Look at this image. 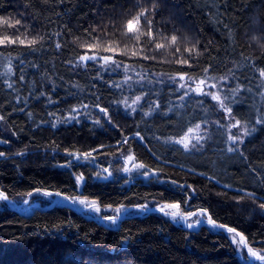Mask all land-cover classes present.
Instances as JSON below:
<instances>
[{"label": "trees", "instance_id": "16d2710c", "mask_svg": "<svg viewBox=\"0 0 264 264\" xmlns=\"http://www.w3.org/2000/svg\"><path fill=\"white\" fill-rule=\"evenodd\" d=\"M146 7L151 11V4ZM155 7L156 16L149 17L153 30L187 42L178 41L180 53L170 46L152 51L155 60L140 61L120 55L125 43H131L126 33L121 35L120 25L131 18L129 12H137L134 0H0V17L12 23L24 18L28 31L21 28L22 38L31 40L35 33L43 37L30 47L26 42L0 48V115L5 117L0 121V151L5 152L0 190L8 197L7 202L0 200V264H252L240 257L227 228L238 230L250 247L264 253V209L259 207L264 203V0H157ZM13 32L0 25V35ZM97 38L101 47L89 51L87 44ZM105 41L116 48L115 59L150 65L157 75L196 73L208 65L215 68L209 76L227 75L220 83V100L232 108L229 119L239 120L250 133L238 142L239 154L226 151L231 146L225 137L228 114L210 97L196 95L191 105L201 112L196 123L208 124L202 134L207 131L211 137L195 153L165 142L181 137L176 134L179 125L191 115L185 116L187 108L168 111L174 88L159 87V100L152 95L165 117L129 116L123 104L110 106L109 100L121 99L120 90L110 85L122 76L98 74L100 66L91 61L86 67L77 63L86 53L113 55L104 51ZM189 47L195 49L191 54L185 51ZM190 55L198 63L175 62ZM230 89L238 91L233 96ZM127 96L134 98L125 90ZM94 97L109 108L112 126L95 108ZM199 100L205 102L203 111L195 104ZM217 123L224 126L219 132L213 127ZM137 131L142 141L132 139ZM22 151L27 154L16 155ZM68 152L82 158H70ZM84 152L91 156L84 158ZM69 159L71 168L60 166ZM126 161L132 162L127 173ZM104 168L110 178H96L98 171L107 175ZM145 171L151 179L139 176ZM80 174L85 182L78 185L74 176ZM36 189L93 199L103 209L178 203L184 213L208 211L226 228L202 224L191 230L157 211L126 215L114 228L70 205L46 208L49 200L35 194ZM28 198L27 204H40L28 215L12 205Z\"/></svg>", "mask_w": 264, "mask_h": 264}, {"label": "snow or ice", "instance_id": "6c2138e0", "mask_svg": "<svg viewBox=\"0 0 264 264\" xmlns=\"http://www.w3.org/2000/svg\"><path fill=\"white\" fill-rule=\"evenodd\" d=\"M157 3V0H144L143 3L140 2V0H134V7L137 9V12L133 14L132 12H129L128 15L131 17L126 20L125 24L120 25L121 29V35H124L126 33V41H129L131 43H125L123 51L120 53L121 56L128 57L129 59L132 58H138L140 61H148V60H155L156 57L154 55H150L152 51H159L161 49L167 50L170 46H175L173 48L174 53H180V47L178 45V41L180 39H185L187 42V38H184L182 36H178L176 34L171 35L170 37L164 36L163 33L160 32V30L157 28L153 30V20H150V15L152 17L156 16V13L158 9L155 7ZM151 4L152 8L151 11H149L148 7L146 5ZM123 15V13L121 14ZM24 18L21 17L20 19H16L14 23L10 21L8 18L0 17V25L10 27L12 29H15V32L12 34H4L0 35V48H9L10 46L15 45H25L27 42V45L30 47L34 44H39L40 41L43 39V37L40 35V33H35V35L31 38V40L28 39L27 35H25L23 38L21 35H19L21 28H24V25L22 23V20ZM141 21L143 22V30L141 27ZM226 27V26H225ZM28 29L24 28V32L27 33ZM173 32H176L177 29L173 28ZM143 37V43L141 44V39ZM165 41V42H159V41ZM57 48L60 47L59 44L56 45ZM87 49L89 51H95L99 47H101V41L99 38L94 39L92 43L87 44ZM33 51H36V49H33ZM104 51L108 53H112L113 55H82L79 57L78 64H85L88 61L92 62V66L96 67V65H99V69H97V72L103 71L107 72L109 74L116 73L120 74L122 76V80L119 82L113 81L110 87L119 89V95L121 96V99L119 101H112L109 100L108 103L111 106L113 103H116L117 106L120 104H123L125 109V114L131 116L134 113L139 112L141 118L145 116H152L153 118L155 116L165 117L167 114L164 113L159 105L155 103V101L152 98V95H149L148 92H145V85H154L153 87L149 88V91L156 96V99H161L158 91L160 85H167L170 88H174L175 93L179 97V104L173 105L171 101H169L168 105V111L175 113L180 108H187V112L185 113V116H188L189 113L191 114L189 119L187 121L182 120L181 124L179 125L180 131L177 132V135H180L181 138L179 140H176L174 142L171 141H165L166 143H175L176 145H182L183 149H189V138L188 136L182 135L185 128H187L188 124H194L196 128H200L201 125L196 123L198 119L201 118V112H197L195 108H193L191 105L194 102V94L198 93L202 97L209 98L211 100H220L221 97L217 95L212 89L216 88V83H209V81H216L218 83H223L228 79V76L225 75L223 77H220L219 79L215 76H209L208 72L209 69L212 68L215 70L213 65H208L203 67L201 70L199 67L197 68L196 73H188V72H178L176 75H171L168 73H161L157 75L156 73H153L151 70L150 65H143L142 63H135L132 64L125 63L123 60H118L114 58V55L116 53V48L113 47L111 44H108L106 41L104 42ZM185 51L189 54L193 53L195 51L194 47L186 48ZM0 55H3V52H0ZM199 55V53H197ZM176 63L181 65H188L191 66L192 63H198L197 61L192 60L191 55L188 59H182L178 58ZM23 64V61L20 62ZM202 73V76H201ZM261 76H264V70H261L260 72ZM147 78V79H146ZM234 78V75H233ZM20 79H23V75H21ZM11 87V85H9ZM204 88H208V91H205ZM127 90L132 94L134 98H132L130 101L127 98H124V92ZM142 92L144 95H137L136 92ZM220 91H223V88L220 89ZM238 91V89L232 90L230 89L231 95H235V92ZM225 94L224 100H228V95ZM143 101V102H141ZM51 102V101H50ZM235 101L232 100L231 103H234ZM196 106H198L201 111L206 107L204 100L195 101ZM94 105L95 108L98 109V112L100 114H104L105 116V123L111 125V118L109 116V108L108 107H101L100 106V97H94ZM220 108L224 109V111L231 117L232 114V108L228 106V104H225L224 102L220 103ZM82 107L87 111L88 105L83 104ZM145 109H148L146 112ZM70 111L73 113L77 112V109L73 108ZM5 117L3 115H0V121H3ZM72 119H75V116L72 117ZM95 123L97 125L100 124L99 120H96ZM259 123V121H257ZM240 124L239 120L235 121V124L232 125V127H235L236 125ZM55 127V125H52ZM172 127V125H170ZM204 128H208V124L205 123L203 125ZM213 127L216 128V131L219 132L224 126L220 124H215ZM151 130V129H149ZM251 131H255L253 128ZM245 134L248 135L249 130L245 128ZM163 135V134H162ZM139 138L140 141L143 140V137L140 135V132L137 131L135 135L132 137L133 140H136ZM209 133L206 131L202 135L195 137V142L191 144V152L195 153L202 149L203 144L201 143L202 140L210 139ZM229 141L231 142V146L226 149L228 152H236L239 154V145H238V137L237 136H230ZM127 142V138H125V141ZM2 143H8V141H3ZM239 143H242V141H239ZM27 153L22 151L17 153L16 155L23 157ZM67 155L71 158L73 156L76 157L77 160L81 159L82 157L73 152H68ZM84 158L90 157V152H84L82 154ZM0 157H5V152L0 151ZM129 160L132 159V157H128ZM73 161L71 159L68 160L67 164L60 165L61 167H68L71 168ZM143 167V166H141ZM123 171L125 173L129 172V168H124ZM103 173H107V175H102L101 172H96V178L98 179H104L108 180L112 173L108 171L107 168L103 169ZM142 175L147 176L148 172H142ZM74 181L78 185L82 184V182H85V177L83 174L75 175ZM30 195L32 193H29ZM35 194L42 195L45 198L52 199V198H59L62 200H65L67 202L72 203L73 205L79 204L83 205L85 208H90L94 213L99 214L101 212V209L99 206H97L96 201H89L87 199H79L78 197H70L63 195L60 191H41L40 189L35 190ZM0 200L7 202L8 197L0 194ZM27 203V201H24ZM111 206H109L110 208ZM168 208H179L180 205L173 203L166 205ZM260 208L264 209V203H261L259 205ZM124 208L123 205L120 207H117L114 209V212L120 213L121 209ZM126 210V209H125ZM135 210L140 212H147L149 211V205L147 203L141 204L136 206ZM160 212L164 213L166 216H171L173 219H176L180 214L173 211L170 213H165L164 208L161 207L159 209ZM200 215H203V210L201 211ZM197 216L196 212H185L182 216H180V219L184 221H188L191 217ZM101 219H104L106 221H110L111 223L115 224L118 217L117 215H103L101 216ZM201 219H196L194 223H187V228L192 229L195 225L201 224ZM207 223L210 224L213 228H220L225 229L226 225L224 224H218L216 220L212 219V217L209 215L207 217ZM227 232L230 233H236L235 228H227ZM127 239V238H126ZM241 241H243V237H241ZM247 253L250 254L252 258H254L257 261H264V254H260L256 251H253L252 248L247 249Z\"/></svg>", "mask_w": 264, "mask_h": 264}, {"label": "rangeland", "instance_id": "374dc122", "mask_svg": "<svg viewBox=\"0 0 264 264\" xmlns=\"http://www.w3.org/2000/svg\"><path fill=\"white\" fill-rule=\"evenodd\" d=\"M261 75V74H260ZM262 78L264 79V76H262ZM147 79V78H146ZM209 83H216V88L215 89H212V91H214L217 95H219V96H221V93H220V89H221V84L220 83H218V82H216V81H209ZM154 85H145V89L146 90H149V88L150 87H153ZM159 87H168L167 85H160ZM146 90H144L145 92H147ZM204 90L205 91H208L209 89L208 88H204ZM149 95H153L150 91H149ZM196 95H200V94H198V93H196V94H194V96H196ZM154 96V95H153ZM169 96H171V101H173L174 103H172L173 105H176V104H179L180 103V101H179V97H178V95L174 92V94L173 95H171V93H170V95ZM173 96V97H172ZM126 98H129L128 96L126 97ZM131 99H129V101H130ZM142 102V101H141ZM221 102H223V100H218V103H219V105H220V103ZM235 121L236 120H234V119H229V115H228V123H227V125H226V136L225 137H227V143L229 144V145H231V142L229 141V137L230 136H237L238 137V142L239 141H241V140H243V138H244V136H245V128L243 127V126H240V124H238V125H236L235 127H232V125L233 124H235ZM198 124H200L201 125V127L200 128H196L195 127V125H193V126H191L183 135H185V136H188V138H189V145H190V147H191V144L192 143H194L195 142V137H197V136H200V135H202V131H203V125L201 124V123H198ZM181 138V137H180ZM180 138H178V139H176V140H179ZM189 147V148H190ZM127 162V168H129L130 169V167H131V163H130V161H126ZM134 163V162H133ZM140 177H143L145 180H149V179H151V177H152V174H148L147 176H145V175H142V174H140L139 175ZM0 194H2V193H0ZM43 198H45L44 196H43ZM79 199H87V200H89V201H95V200H93V199H89V198H84V197H78ZM45 199H48V198H45ZM49 200V203L46 205L47 207L48 206H50V205H52V204H62V205H69L68 203L69 202H67V201H65V200H62V199H59V198H52V199H48ZM27 201V203H28V201H29V198L26 200ZM12 203V202H11ZM27 203H24V204H17V203H12V205L14 206V207H16V208H18L20 211H23V212H26V211H32L33 210V208L34 207H36V206H39V202H34V203H31V204H27ZM97 203V202H96ZM168 204H173V203H163V204H159L158 206H155L154 208H156V210H158L159 211V209L161 208V207H163L164 208V212L165 213H170V212H172V209L171 208H168V207H166V205H168ZM176 204H178V203H176ZM97 206H99L100 207V209H101V212L99 213V214H96V213H94L90 208H85L83 205H80V207L83 209V213L85 214V215H87L88 217H101V216H103V215H106L107 213H111V214H109V215H117V217H118V219H117V221H116V223L115 224H113V223H111L110 221H104V220H102L104 223H105V225H108V226H113V227H115L116 225H117V223H118V221H119V217L120 216H125V215H130V214H138V213H142V212H140V211H137V210H135V208H136V206H130V207H128V206H124V208H122L121 209V212L120 213H116V212H114V209L115 208H117V207H107V208H105V209H103L100 205H99V203H97ZM118 207H120V206H118ZM126 209V210H125ZM150 209H153V208H150ZM170 209V210H169ZM179 211H180V214L181 215H183L184 214V212H182V210H181V208L179 207V208H177ZM77 210V209H76ZM201 211L202 210H196V213H197V216H194V217H191L188 221H184V220H182V219H180V217L178 218H176V219H173L171 216H168L173 222H175L176 224H178V225H183V226H185V224L186 223H194V221L196 220V219H201V221H202V223L201 224H199V225H195L194 226V228H192V229H197L199 226H201L202 224H208L207 223V214H206V211H203V215H200V213H201ZM186 222V223H185ZM187 226V225H186ZM226 232H227V229H226ZM228 234H229V236H230V238L232 239V241L234 242V244L236 245V247H237V249H238V253H239V255H240V257L242 258V259H247V257H248V259H250L253 263H255V264H264V261H257V260H255L254 258H252L251 256H250V254L249 253H247V249L248 248H252V247H250L249 245H248V243H247V241H246V239H245V237L242 235V234H238V233H230V232H227ZM241 236H243V239L245 240V241H241ZM253 249V251H256V252H258V253H260V254H264L263 252H260V251H258V250H256V249H254V248H252Z\"/></svg>", "mask_w": 264, "mask_h": 264}, {"label": "water", "instance_id": "95a60500", "mask_svg": "<svg viewBox=\"0 0 264 264\" xmlns=\"http://www.w3.org/2000/svg\"><path fill=\"white\" fill-rule=\"evenodd\" d=\"M85 55H90L89 53H86ZM0 193H2V195H4L5 196V194L0 190ZM67 196V195H66ZM72 208H74V209H77L81 214H83L84 216H86L87 218H94V219H96V220H98V221H101V222H103L102 220H104V219H101V217H88L87 215H85L84 213H83V209L80 207V205L79 204H76V205H73L72 203H68ZM55 204H52V205H50V206H48V207H46V208H50V207H52V206H54ZM153 209H156V208H153ZM153 209H150L149 208V211H151V210H153ZM19 210V209H18ZM20 212H22L23 214H25V215H28V214H30L32 211L30 210V211H26V212H23V211H20ZM206 214H207V216H209L210 215V213L208 212V211H206ZM124 217H126V215L125 216H120L119 217V219H123ZM105 221V220H104ZM236 233H238V234H240V232L238 231V230H236ZM250 263H252V264H254L251 260L249 261Z\"/></svg>", "mask_w": 264, "mask_h": 264}, {"label": "bare ground", "instance_id": "6f19581e", "mask_svg": "<svg viewBox=\"0 0 264 264\" xmlns=\"http://www.w3.org/2000/svg\"><path fill=\"white\" fill-rule=\"evenodd\" d=\"M163 204V203H162ZM150 208H154V207H150ZM172 209V212L173 211H175V212H177V213H179L180 214V211L176 208V209H173V208H171ZM170 210V209H169ZM201 210V209H200ZM151 211H157V212H160V211H158V210H156V209H153V210H151ZM148 212V211H147ZM162 213V212H161ZM162 214H164V213H162ZM131 215H138V214H131ZM165 215V214H164ZM180 216H182L181 214L178 216V218L180 217ZM186 223V222H185ZM187 223L185 224V226L184 227H186L187 228ZM114 228H116V226L114 227ZM200 228V226L197 228V229H191V230H198ZM241 237H243V236H241ZM243 241H245L244 239H243Z\"/></svg>", "mask_w": 264, "mask_h": 264}]
</instances>
